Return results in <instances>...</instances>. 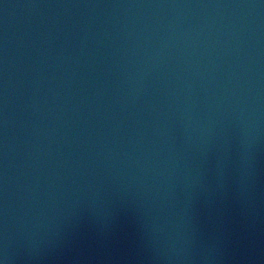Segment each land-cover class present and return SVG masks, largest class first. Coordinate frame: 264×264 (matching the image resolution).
I'll return each mask as SVG.
<instances>
[{
    "label": "water",
    "instance_id": "95a60500",
    "mask_svg": "<svg viewBox=\"0 0 264 264\" xmlns=\"http://www.w3.org/2000/svg\"><path fill=\"white\" fill-rule=\"evenodd\" d=\"M0 264H264V0H0Z\"/></svg>",
    "mask_w": 264,
    "mask_h": 264
}]
</instances>
